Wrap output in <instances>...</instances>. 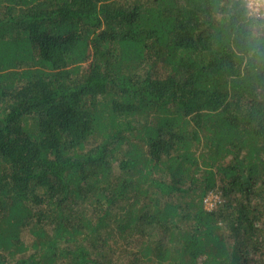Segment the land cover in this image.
Listing matches in <instances>:
<instances>
[{"label":"trees","instance_id":"1","mask_svg":"<svg viewBox=\"0 0 264 264\" xmlns=\"http://www.w3.org/2000/svg\"><path fill=\"white\" fill-rule=\"evenodd\" d=\"M224 11L0 0V264H264V71Z\"/></svg>","mask_w":264,"mask_h":264},{"label":"clouds","instance_id":"2","mask_svg":"<svg viewBox=\"0 0 264 264\" xmlns=\"http://www.w3.org/2000/svg\"><path fill=\"white\" fill-rule=\"evenodd\" d=\"M225 44L230 49L241 75L257 76L264 71V0H247L241 15L236 0H216Z\"/></svg>","mask_w":264,"mask_h":264},{"label":"built area","instance_id":"3","mask_svg":"<svg viewBox=\"0 0 264 264\" xmlns=\"http://www.w3.org/2000/svg\"><path fill=\"white\" fill-rule=\"evenodd\" d=\"M245 2H246V4H247V0H244Z\"/></svg>","mask_w":264,"mask_h":264}]
</instances>
